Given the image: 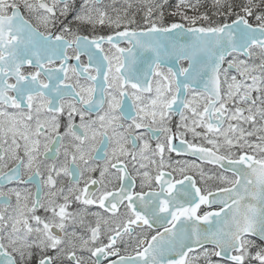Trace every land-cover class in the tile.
Masks as SVG:
<instances>
[{"label":"snow or ice","instance_id":"obj_1","mask_svg":"<svg viewBox=\"0 0 264 264\" xmlns=\"http://www.w3.org/2000/svg\"><path fill=\"white\" fill-rule=\"evenodd\" d=\"M0 264H264V0H0Z\"/></svg>","mask_w":264,"mask_h":264},{"label":"flooded vegetation","instance_id":"obj_2","mask_svg":"<svg viewBox=\"0 0 264 264\" xmlns=\"http://www.w3.org/2000/svg\"><path fill=\"white\" fill-rule=\"evenodd\" d=\"M10 187H15V185H10ZM13 200H14V198H13Z\"/></svg>","mask_w":264,"mask_h":264}]
</instances>
